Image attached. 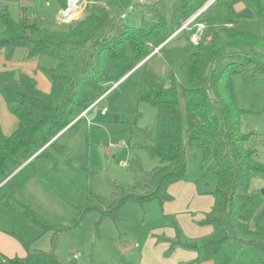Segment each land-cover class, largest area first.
Masks as SVG:
<instances>
[{"label": "trees", "instance_id": "obj_1", "mask_svg": "<svg viewBox=\"0 0 264 264\" xmlns=\"http://www.w3.org/2000/svg\"><path fill=\"white\" fill-rule=\"evenodd\" d=\"M87 1L85 16L67 23L66 29L45 26L25 11L15 20L8 7L0 5L4 23L0 59L8 62L17 48H23L25 60L50 55L57 62L41 68L51 83L49 91L41 89L37 79L26 72L14 80L2 67L5 64L0 65V95L17 122L16 128L6 133L0 119V177L7 179L25 162L55 147L58 139H54L80 115L76 113L99 99L90 94L92 90L101 92V96L110 91L112 87L106 84L108 58L138 63L145 60L140 66L144 72L139 98L157 108L156 128L153 132L132 125L127 145L145 149L159 160V165L146 171L138 157H133L130 166L135 181L121 184L90 167L84 158L82 167L93 188L84 203L75 207L74 223L55 224L37 213H26L43 232L52 233L51 253L59 245L60 234L79 225L90 211L117 221L119 211L128 202L143 205L157 200L162 206L171 201L169 187L189 180L199 154L204 161L214 160L208 170L218 177L212 189L201 190L215 197L213 207L200 222L212 225L214 230L203 239L189 240L182 238L177 226L176 238H165L171 243L166 255L182 247L197 251L200 262L215 258L237 243L264 251V227L250 225L254 214L250 204L259 200L258 192L251 189V178L255 171H264V163L258 159V149L252 142L254 131L243 129L245 110L238 104L233 83V76L239 74L247 85L264 84V33L242 30L234 21L211 23L206 13L220 1L214 0L197 17L209 28L181 66L180 75L171 66L166 74H159L150 65L156 56L155 38L164 34L168 40L207 0H148L125 19L121 16L128 4L123 0ZM248 1L255 19L264 24V0ZM57 2L61 9L66 8L67 0ZM145 14L149 20L144 19L141 27L130 23L133 16ZM17 237L27 255L5 258L0 253V264H27L38 255H48L32 250L21 236Z\"/></svg>", "mask_w": 264, "mask_h": 264}, {"label": "rangeland", "instance_id": "obj_2", "mask_svg": "<svg viewBox=\"0 0 264 264\" xmlns=\"http://www.w3.org/2000/svg\"><path fill=\"white\" fill-rule=\"evenodd\" d=\"M211 1L213 0H207L193 15L201 12ZM123 2L128 4L129 0ZM85 4L75 20L85 16ZM0 5L7 6L15 20L25 11L29 17L42 20L45 26L60 29L69 26L61 22V7L57 0H0ZM206 17L211 23L234 21L242 30L257 35L264 33V24L255 19L248 0H220L206 13ZM144 19L149 20V15H135L130 23L141 27ZM3 29L4 23L0 18V31ZM190 35L191 31H184L166 40L164 34H159L154 40V47L163 44L157 50L155 48L156 56L150 61V65L159 74H166L171 66L176 75H180L181 66L196 50V45L189 39ZM141 63L132 59L116 61L108 58L106 84L112 87L120 81L90 112L89 117L93 123L88 125L83 119L67 131L74 123L71 124L54 139H58L57 145L50 148L46 155L25 162L7 179L0 177V253L5 258L27 255L18 234L32 250L48 253L34 257L27 264H145L129 258V254L135 253L132 249H136L137 253L148 249L145 252L153 257L149 259L151 264H157L154 260L159 248L157 237L162 241L164 237L175 238L169 237L175 218L165 216L166 213L157 200L143 205L138 202L126 203L119 211L117 221L108 216L101 217L97 211L88 212L79 225L60 234L59 245L53 253L52 233L43 232L26 214L37 213L55 224L74 223L77 218L75 207L84 203L87 192L93 188L91 178L82 167L84 158L90 167L121 184L135 181L136 174L130 166L133 157H138L146 171L159 165V160L145 149L130 148L127 145L132 125L153 132L156 128L157 108L139 98L144 72V67H140ZM56 64V60L50 55L27 62L25 50L17 48L12 59L2 67L9 70L14 80H19L23 72L33 75L42 88L46 89L49 79L41 68ZM233 83L238 104L245 110L243 129L247 132L254 131L252 142L258 149V159L264 163V84L247 85L239 74L233 76ZM90 94L95 98L102 95L95 90ZM103 107L109 110L104 116L101 114ZM0 108L2 120L14 117L4 101L0 100ZM4 131L12 132L9 127ZM212 161L214 160L204 161L199 154L190 170L191 182L197 183L199 187L212 189L218 180L217 175L208 170ZM251 189L258 192L259 200L250 204L254 212L250 225L253 228L264 227V171L252 174ZM182 238L185 239L184 234ZM216 258L217 262L215 260L214 264H264V251L253 245L237 243L224 248ZM5 264L20 263L7 261Z\"/></svg>", "mask_w": 264, "mask_h": 264}, {"label": "crops", "instance_id": "obj_3", "mask_svg": "<svg viewBox=\"0 0 264 264\" xmlns=\"http://www.w3.org/2000/svg\"><path fill=\"white\" fill-rule=\"evenodd\" d=\"M160 46L156 47V50ZM26 61L33 62L36 60H26ZM6 63L7 62L3 58L0 59V65ZM35 78L37 79V77ZM37 81L39 83L38 79ZM118 82H116L112 86V88L115 85H117ZM39 86L40 88L43 87L41 86L40 83ZM50 88H51V83L49 81V85L47 86V88L46 89L42 88V89L45 91H49ZM0 100L3 101V99ZM2 112H4L3 109ZM0 116H1V108H0ZM13 118L8 120V118L5 117L4 120H2V116H1V124L3 130H5L6 127H9L10 130H13L15 128L17 122H16V118L14 120ZM62 132H60L58 135H60ZM203 189L205 188L199 187L197 183L191 182L190 179L187 181L185 180L178 181L169 187V192L173 195V199L171 201L165 202L161 206L163 212L166 213L165 216L170 215L171 217L175 218L173 219V229L171 230V233H169V237L175 236L176 238L177 226L180 227L182 233L185 235V238L189 240L203 239L213 232L214 228L212 225L200 223L202 220H204L206 213H208L211 210V208L215 203L214 195L208 192L207 193L201 192V190ZM160 238H163V236ZM165 238L168 237H164L165 241L164 240L162 241L159 240L157 237V243L159 245V248H157L156 252L158 254L155 257L156 259H154L156 260L157 264H212V263L214 264L215 260L217 262L216 257L218 256L209 260H203L199 262L197 259L199 257V254L197 251L185 249L182 247H177L169 255H166V252L169 250L171 243L167 241ZM136 247H138L137 244ZM145 251H148V249H145L141 253H139L140 262L145 264H151V261L149 259L150 258L153 259V257H150V255ZM132 252H138V251H136V249H132Z\"/></svg>", "mask_w": 264, "mask_h": 264}, {"label": "built area", "instance_id": "obj_4", "mask_svg": "<svg viewBox=\"0 0 264 264\" xmlns=\"http://www.w3.org/2000/svg\"><path fill=\"white\" fill-rule=\"evenodd\" d=\"M147 1L148 0H129L128 7L122 13L121 17L123 19L127 18L132 12H134V10L137 9V7L139 5H142ZM213 2H214V0H213ZM85 3L87 4L88 1L87 0H67L66 8L61 9L60 13H59L61 20H62L61 22L62 23H70V22L74 21L77 18V16L80 15V13H81L80 9L84 6ZM198 14L199 13H197L196 15H193L186 22H184L182 27L178 31H176L171 36V38L176 37L179 33H182L184 31H191V35L189 36V39L193 44L197 45L201 40H203L204 36L206 35V31L209 28V25L206 22L198 21L196 19ZM105 95L101 96L89 108H87L86 110L81 112L80 115L73 121V123L84 118V119H86L88 125L92 124L93 121L90 119L89 114L94 109V107H96L100 103V100ZM108 111L109 110L107 107H103L101 110V114L104 116L107 114ZM75 257H76V255H75Z\"/></svg>", "mask_w": 264, "mask_h": 264}, {"label": "water", "instance_id": "obj_5", "mask_svg": "<svg viewBox=\"0 0 264 264\" xmlns=\"http://www.w3.org/2000/svg\"><path fill=\"white\" fill-rule=\"evenodd\" d=\"M212 2H213V1H211L209 4H207L206 7H205L203 10H201V12H199L198 16H199L202 12H204V11L210 6V4H211ZM198 16H197V17H198ZM196 19H198V18H196ZM144 62H145V60H144L141 64H143ZM262 193L264 194V190H262ZM129 258L132 259V260H135V261L139 262V261H140V254L137 253V252H135V253H131V254H129Z\"/></svg>", "mask_w": 264, "mask_h": 264}]
</instances>
